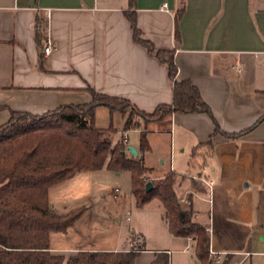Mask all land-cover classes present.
Segmentation results:
<instances>
[{
    "label": "crops",
    "instance_id": "obj_1",
    "mask_svg": "<svg viewBox=\"0 0 264 264\" xmlns=\"http://www.w3.org/2000/svg\"><path fill=\"white\" fill-rule=\"evenodd\" d=\"M128 12L136 14L143 36L156 48L175 50L178 79L199 87L223 131L251 128L226 136L215 132L207 113H176L150 122L151 150L143 153L148 174L162 179L176 171L178 195L187 196L197 221L203 203L210 202L207 221L201 222L210 232L213 264L227 256L230 264H264V0H136L133 7L131 0H0V104L7 106L0 110V125L11 110L43 114L62 104L90 102L89 88L129 99L148 113L171 103L168 65L135 40ZM39 16L45 20L41 40ZM47 35L54 41L49 55L43 52ZM144 127L133 129L136 137L122 138L139 155ZM156 137H165L169 147L156 144ZM184 158L194 172L182 169ZM103 170L80 172L51 188V204L60 213L74 209L69 188ZM204 180L213 181L212 189ZM162 220L168 226L165 209ZM184 239L195 246L194 238ZM51 246L53 252L69 250L68 255L86 249L55 245L52 236ZM138 251L136 264H150L160 251L171 257L169 249Z\"/></svg>",
    "mask_w": 264,
    "mask_h": 264
},
{
    "label": "trees",
    "instance_id": "obj_2",
    "mask_svg": "<svg viewBox=\"0 0 264 264\" xmlns=\"http://www.w3.org/2000/svg\"><path fill=\"white\" fill-rule=\"evenodd\" d=\"M135 1L131 0L132 7ZM127 14L135 40L168 65L174 82L173 101L160 104L148 113L129 99L89 88L92 100L87 103L62 104L43 114L11 110L10 119L0 125V264H136L138 250H80L68 256L52 251V233L68 232L81 218L84 208L58 212L50 202V189L80 172L103 168L130 171L137 206L143 207L158 197L165 207L170 231L178 237L195 239L200 264L216 262L208 226L195 220L191 204L187 207L180 201L176 190L178 173L171 171L164 178L152 181L153 189L146 190L151 170L143 157V153L151 150L147 126L176 113H207L215 123V132L226 136H240L251 128L234 134L223 131L199 87L190 79H178L175 50L156 48L143 36L136 14ZM181 14L182 11L176 19ZM44 22L42 16L37 18L40 40L45 34ZM176 36L179 37L177 25ZM99 106L127 114L124 131L141 127L135 117L146 120L141 132L140 155L126 154L128 149L123 139L114 144L113 126H96ZM5 108L6 105L0 104V110ZM231 259L232 256H227L219 264H230ZM150 264H171L170 254L157 252Z\"/></svg>",
    "mask_w": 264,
    "mask_h": 264
},
{
    "label": "rangeland",
    "instance_id": "obj_3",
    "mask_svg": "<svg viewBox=\"0 0 264 264\" xmlns=\"http://www.w3.org/2000/svg\"><path fill=\"white\" fill-rule=\"evenodd\" d=\"M102 109L97 110L96 126L101 128L113 126L115 129L112 134L114 144L122 140L123 135H128L131 138L138 135L133 129L128 130L127 133L124 131L127 114L112 111L107 106H103ZM113 113L115 114L113 115ZM135 118L144 127L146 120L141 117ZM158 143L162 147L166 145L169 147V141L165 137H156V144ZM175 153L178 154L176 146ZM184 159L182 169L185 172H194L193 169H189L192 167L187 165L186 158ZM154 162L161 166L159 165L161 160H157V157ZM90 175L93 174L88 173V176L76 180L77 182H74L69 188L67 195L72 198L69 201L74 209L84 208L82 218L71 228L73 230L69 232V236L62 232H54L52 234L53 244L58 245L62 242L76 244L77 249L79 246L86 247L84 250L123 248L118 250L123 251L133 248L137 251L143 246L152 249H169L171 250V264H197L199 260L195 253L194 242L184 239L185 237L175 236L165 225L162 220V212L165 207L158 197L153 198L143 207L137 206L132 190L131 172L124 170L121 174H117L115 171L107 169L93 176ZM149 178L150 181L159 180L153 175H149ZM117 188H119L118 191ZM80 190L83 191L82 194H77ZM181 203L189 207V203L182 201ZM209 209L210 202L203 203L202 212L197 213L196 219L207 221ZM67 212L69 211H64V213ZM187 245H190L189 250H186ZM68 251H60V253L54 251V253L68 256L70 254Z\"/></svg>",
    "mask_w": 264,
    "mask_h": 264
},
{
    "label": "built area",
    "instance_id": "obj_4",
    "mask_svg": "<svg viewBox=\"0 0 264 264\" xmlns=\"http://www.w3.org/2000/svg\"><path fill=\"white\" fill-rule=\"evenodd\" d=\"M163 7L165 9H168V4L165 3L163 5ZM53 49H54V41H53V39L50 36L47 35L46 38H45V43L43 45V52L45 54L49 55L53 51ZM125 140H127V135H125ZM204 181L207 184V186L210 189H212V187L214 185L213 181H209V180H204ZM116 190L118 191L119 188H117ZM181 201L184 202V203H189V200H188L187 196L182 197ZM189 249H190V245H187L186 246V250H189Z\"/></svg>",
    "mask_w": 264,
    "mask_h": 264
},
{
    "label": "water",
    "instance_id": "obj_5",
    "mask_svg": "<svg viewBox=\"0 0 264 264\" xmlns=\"http://www.w3.org/2000/svg\"><path fill=\"white\" fill-rule=\"evenodd\" d=\"M127 149L130 150L131 153H133L134 155H139V152H138V150H137L135 147H133V146H128ZM153 187H154L153 182H152V181H149V182L147 183V185H146V190H147V191H151V190L153 189Z\"/></svg>",
    "mask_w": 264,
    "mask_h": 264
}]
</instances>
